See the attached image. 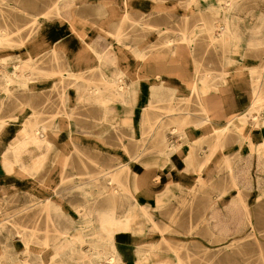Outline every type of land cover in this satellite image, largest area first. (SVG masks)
<instances>
[{
	"label": "crops",
	"instance_id": "crops-1",
	"mask_svg": "<svg viewBox=\"0 0 264 264\" xmlns=\"http://www.w3.org/2000/svg\"><path fill=\"white\" fill-rule=\"evenodd\" d=\"M54 1L26 0L29 5L50 4ZM124 1H78L80 10L74 13L75 22L83 37H91L100 49L105 48L108 40L101 37L99 30L109 34L115 32L125 12ZM175 1L180 0H132V5L138 10L131 13V18L144 19L157 27L161 25L158 29L162 31L170 14L146 9L154 5L162 8L164 3ZM199 9H214L225 14V17L221 16L219 29L215 27V33L221 35L223 29L227 28L235 38L233 42L227 40L220 44L226 46L222 48V69L234 74L220 77L219 83L225 89L220 99L226 101V108L219 110L235 116L232 121L234 133L223 140L222 147L227 149L226 154L234 164L236 187L228 186V174L216 170L210 175L213 183L218 181L221 187L226 185L228 188L221 196H217L214 191L209 193L211 201L208 203L209 209L205 211L202 228L216 239L235 238L238 241L245 238V231L250 227L264 228V111L249 113L255 99L253 85L264 84V75L258 71L264 67V0H197L193 14ZM171 18L176 19L174 15ZM204 30L205 25H194L195 32ZM132 33L127 25V34ZM0 52L13 53L0 54V61L1 58L11 57L0 62V212L8 217L2 219V224L10 221L9 213L19 207L15 201L30 189L35 172L44 160V130L60 127L57 129L61 133L60 141H66L68 131H84L85 124L91 126L83 119L80 123L70 122L66 116L69 106L73 107L72 101L76 99L75 91L66 87L69 81L71 83L68 69H110L113 66L99 59L93 49L75 33L64 31L49 30L30 39L20 49H3ZM17 53L23 56L28 54V58L20 59ZM134 61L131 58L122 67L132 69ZM22 65L27 68L23 67L25 69L22 70ZM254 69L255 73L250 75L249 71ZM239 72L244 73L235 74ZM53 83H63L64 86L52 92ZM59 113L60 118L56 116ZM240 116H245L246 121H241ZM77 125H80L79 128ZM224 125L220 123L217 126L221 128ZM31 133L35 134L31 136ZM211 135V127H191L185 130L186 140L172 135V142L178 148L187 149L194 145L197 138ZM211 141L205 139L204 144L195 145L202 149L199 158L204 156ZM184 159L177 155L169 170L162 168L158 171L161 182L156 185V192L160 191L161 194H151L150 202L154 203L143 205L149 212L162 206L163 214L150 212L155 215V220L148 221L143 218L142 210L133 206L131 211L134 216L127 223V239L124 241L127 244V264H196L197 249L202 252L212 247V240L207 242L204 239L200 241L204 243L203 246L198 245L197 248L196 207L189 209L187 202H181L189 195L197 179ZM213 164L216 168L220 167L217 161ZM13 233H2L0 245L5 241L19 244L18 236L15 237ZM213 243L215 247L218 245ZM3 260L6 259L0 258V264Z\"/></svg>",
	"mask_w": 264,
	"mask_h": 264
},
{
	"label": "bare ground",
	"instance_id": "bare-ground-1",
	"mask_svg": "<svg viewBox=\"0 0 264 264\" xmlns=\"http://www.w3.org/2000/svg\"><path fill=\"white\" fill-rule=\"evenodd\" d=\"M132 0H125V12L122 15L120 20V25H118L117 29L113 34L105 33L100 29L101 37L109 40L108 44H106L105 48H101L96 44L95 40L91 37L87 38V36L83 37V34L80 32L79 28L77 27V23L75 22V18L73 13L79 11L80 9L78 6L71 9L72 0H65L60 3V0L54 1L51 5V9H54L59 13L58 21H66L67 26L70 27V30H64V32H71L75 33L79 36L84 42H86L96 53L97 57L102 60H106L108 63H112L116 68L114 69L112 75L107 73L106 69H102L101 67L98 68H90L86 70L78 69L77 67L76 72L73 69L69 70V75H74V80L72 83L74 84V88L79 93L78 103L83 104V109L98 105L100 110L103 111V120H111L112 118V110L108 109L107 101L115 100L121 104L126 103L130 96V88L128 86L129 81L125 80V76L130 77L131 79L137 78L141 75L144 79L150 82L149 88L146 89L145 93L149 92V99L145 104L147 108H162L167 110H173L176 105L172 103H167L165 105H157L155 104L156 101L154 99L159 98L161 94V90L158 86L157 82L161 81V76L159 74H163L164 66L163 64H147L145 68L142 70L141 74L134 70V67L139 66V64L134 63V67L128 72L124 70L122 67L125 63H127L128 59H133L135 61H139L138 59H146L150 58L155 60L156 58L159 61L164 60H176L179 61L181 58H185L184 55V47L181 45H177L174 48H168L167 51L163 54V59L160 55H156L151 52V55L147 53V51L143 48L144 40L140 38H136L133 36H138L142 33H139L142 29L138 28L136 25L144 24V21L141 19H132L131 13L137 11L138 9L135 8L132 3ZM135 1V0H134ZM142 1V0H136ZM197 0H180L175 1L174 3H164L162 5V9L166 8L169 10L178 11V13L172 12H164L170 14L167 21L164 24L168 25L171 24L173 27H182L181 35L183 40L194 42H201V43H215L218 44L217 49L220 52H223L222 48H225L222 45L224 41L233 42L235 38L230 35L229 29H223L221 35L209 31L207 26L211 23L214 27L219 29V23L221 16L225 17V14H220V12H216L214 9L205 10L199 9L193 14L194 9H191L189 6ZM78 3V2H77ZM105 4V3H104ZM27 7L29 5L27 4ZM135 8V11H130L129 8ZM152 7H159V6H149L148 9H152ZM161 8V7H160ZM71 9V10H70ZM146 9L147 11H149ZM66 11L67 16H63L61 13ZM157 12V11H155ZM49 12H46L43 15L45 21L50 20L48 15ZM174 15L176 19L171 18ZM70 17V18H69ZM131 19L133 20L132 23L127 21V25L129 29L133 31L131 35L127 34L123 26V19ZM224 19V18H223ZM222 19V20H223ZM144 20V19H143ZM225 21V19H224ZM125 23V22H124ZM196 23L205 25V30L201 32L194 31V25ZM33 24V22H32ZM133 24V25H132ZM122 25V26H121ZM207 25V26H206ZM149 27H154V25H149ZM44 29V28H43ZM42 29V31H43ZM164 30V29H163ZM159 31V29H157ZM154 32L153 38H151V43L153 47L155 44L153 43L155 36L160 34V32ZM189 35V36H188ZM133 41L134 49L127 48V39ZM227 38V39H226ZM117 40L119 42L118 45H113L112 41ZM9 41V35L6 32V29H0V43H4ZM114 48V49H113ZM128 49V50H127ZM157 50V48H155ZM155 51V50H154ZM160 52V51H159ZM5 55H13L11 52L3 53ZM19 58L24 59L28 58V54L23 56L22 53H17ZM219 56V65H218V76H227L228 74H234L229 71H223L222 69V56ZM11 59V57H4L1 58L0 62H5ZM156 59V61H158ZM111 64V65H112ZM173 68H178L184 66L185 61L184 59L180 61V63H172ZM171 64V65H172ZM191 66V69L188 68L189 73H201L198 69V65L196 61L191 59V63H186L185 67ZM25 67L24 65L21 66V69ZM142 67V66H141ZM147 67V68H146ZM143 68V67H142ZM78 71V72H77ZM256 69L249 71V74H254ZM258 71L264 75V67L259 68ZM83 73L90 74L87 77ZM244 72H239L235 74H240ZM213 74L212 72L210 73ZM225 74V75H224ZM208 72L202 73V82L199 87H195L197 92L201 93L200 96H196V98L202 99L200 104L204 110L207 109H216V108H226V101H220L221 105H217L215 103H210L207 101L206 92L209 88H211L208 83H211L212 80L208 81V77L211 76ZM85 76L86 78H84ZM94 76V78H92ZM130 79V81H132ZM71 80V79H70ZM70 82V81H69ZM68 82V83H69ZM62 86L63 83H61ZM252 91L255 93V99L252 101L251 108L249 113L252 111H257L261 113L264 111V84H257L253 85ZM213 90L219 89L220 94L224 91L223 85L212 86ZM110 91L108 93L107 91ZM259 92V94H257ZM108 93V94H107ZM191 92H188L187 95L189 96ZM88 105V107H87ZM111 108V107H110ZM216 111L214 115L218 116H232L228 112H220V110ZM71 114V111L69 110ZM81 113V111H80ZM111 116V118H110ZM179 117V116H178ZM231 117V118H232ZM242 117V116H240ZM239 117V119H240ZM245 117V116H243ZM228 118L224 123V127H219L217 125L209 126L205 124L204 120L209 121L212 123L210 119H202L200 122H197L198 129H203L204 127H211L212 135L211 137H199L193 142V146H190L187 149L178 148L175 144L167 145V148H156V149H149L145 148L147 146L146 143L136 142L133 145L136 147L132 151L127 152V157L132 158L133 160L137 161L138 163H147L151 160H159L162 163L170 157L172 154L181 155L189 162V164L193 167V165L197 169H201V175L196 179L194 187L190 189L189 195L182 199L181 202H191L192 199H198L200 194H202V207L200 211V220L203 223L205 220V211L209 209L208 203L211 201L210 192L214 191L217 196H221L228 186L236 187L235 181V174H234V164L228 158L227 154L224 153L221 159H218L219 155L215 153L214 150L204 151V156L202 158H197V155L194 151L195 145H202L205 143V139H210L211 142H208V148H215L218 146L223 145V140L226 139L230 134L234 133V126L232 124V119ZM178 120L181 122H185L184 117H179ZM241 120V119H240ZM242 121V120H241ZM246 121V117H245ZM60 127H51V129H45V141L46 149H45V157L41 165L37 168L35 172L34 179L38 178V184H41V194L40 196L44 199V207L41 209L40 212L45 213V218L48 221L55 222L57 224L53 225V228L50 229L48 225L40 226L37 224L35 226V230L31 231V234H41V236H46L43 240L35 241L32 240L30 234L27 236V239L21 240L23 245L16 248L15 244L12 242L5 241L3 245H0V258L6 259L5 264H127V244H124V241L127 239V223L133 219L132 209L134 208L132 205L129 207L127 206V197L125 194L127 193V184L128 188H130L131 182H127V171L130 170V167L127 165V160L122 159L117 163L112 165H104L99 164L97 175L94 177V181L88 184H78L77 188H75L74 192L78 197H71L69 201L72 205H70L69 209H65L62 206V202L64 197L58 196L56 198H50V195H46L48 186L52 184V177H51V166L53 168H57L61 170V162L63 163L66 157H68L71 148L75 147V140L81 139L85 137V133L80 132H71L68 134L66 141H60L59 129ZM85 131V130H84ZM101 131V130H100ZM35 133H31V136ZM140 133L139 136L135 135L137 140H140L145 137L144 134ZM160 134V132H158ZM170 135V136H169ZM169 139L172 141V134H168ZM103 135L102 133L97 135V139L102 140ZM100 141L97 146L105 147H112L113 144L110 143H101ZM124 147L126 144L123 145ZM153 146H155L153 144ZM214 161H217L220 165L219 168H216L213 164ZM192 163V164H191ZM49 164V165H48ZM49 168H48V166ZM46 166V167H45ZM218 170L219 172L228 174L230 177L229 185H224L221 187L219 182L213 183L210 180V175ZM219 175V174H218ZM130 183V184H129ZM132 186V184H131ZM175 199V197H174ZM199 201V199H198ZM171 203L172 201H168ZM160 203H166L165 201H160ZM134 206L139 205L141 208V214L145 220L153 221L155 220V215H152L145 207H143L139 203H133ZM116 209L115 213H108V209L110 208L113 211ZM162 207V206H161ZM191 209V206H188ZM26 208L20 209L17 213L18 215H27L28 210L26 212ZM50 211V212H49ZM53 212V213H51ZM26 213V214H25ZM8 217L1 218L0 222L7 219ZM3 219V220H2ZM10 220V219H9ZM99 222V224H98ZM109 223V224H108ZM11 222L7 221V223H0V233H8L9 225L11 226ZM52 224V223H51ZM251 228V227H250ZM199 230V233H198ZM17 234L18 238L23 234L26 235L25 231L16 230L14 231ZM11 235V234H10ZM20 235V236H19ZM197 235H204L202 240H212L213 242L218 243L220 245V250H226L230 245L233 244L235 238L232 239H219L215 238L210 235L205 228L201 226V228H197ZM50 237V238H47ZM114 237L115 239H112ZM201 238V237H200ZM215 238V239H214ZM10 240V239H9ZM217 240V241H216ZM37 242V243H36ZM116 243L118 245V249L114 250L111 249V244ZM197 248L198 245L203 246V242L196 240ZM37 244V245H36ZM122 246V247H121ZM48 259H45L47 258ZM251 256L246 255H234L233 252L227 254V256L220 262L222 264H246L245 260L247 258L250 259ZM249 262V261H248Z\"/></svg>",
	"mask_w": 264,
	"mask_h": 264
},
{
	"label": "rangeland",
	"instance_id": "rangeland-1",
	"mask_svg": "<svg viewBox=\"0 0 264 264\" xmlns=\"http://www.w3.org/2000/svg\"><path fill=\"white\" fill-rule=\"evenodd\" d=\"M62 1L65 0H60V3ZM72 1L73 3L71 9L73 10V8L78 6L77 2L80 0ZM27 4L28 3L26 2V0H0V29H6V32L9 35V41L0 43V50L13 48L20 49L30 39L37 37L43 32H48L49 30L64 31L66 30V27L70 30V27L67 26L68 23H66L67 20L65 21L64 19V21L61 22L58 21L59 13L50 8L53 4L33 3L31 5L28 4L29 7H27ZM189 7L191 9H194L195 2H193ZM129 10L135 11L136 9L131 7L129 8ZM148 10L178 13V11L169 10L166 8L162 9L153 7L152 9ZM46 12H49L48 15L50 17V20L47 21H45V19L43 18V15ZM61 14L63 16H67L66 11H63V13ZM73 15L75 14L73 13ZM122 21L123 25L125 26V28L123 29L127 33V21L132 23L133 20L126 18ZM142 21H144V24L136 26L142 29L141 31H139V33L143 32L144 34L133 36V38L136 37L144 40L143 48L149 55H151V52H153L157 56L160 55L163 59V54L167 51L168 48H174L177 45H181L184 47L185 58H181L179 61H177V59L173 61L164 59L162 61H159L158 58H156L158 59V61H156V59L153 60L150 58L141 60L138 59L139 61H134L135 64H139V66L134 67V70L138 71L139 75L141 74L145 66L149 63L159 65L163 64V74H159L161 76V81L157 82L159 85L158 87L162 90L161 94L159 95L160 97L154 99V101H156L155 104L160 106L167 103H172L175 104L176 107L171 111L157 107H145V104L149 99V92H147L146 94L145 91L152 84H150L148 80L141 77V75L134 79L125 76V80L129 81L128 86L130 88V96L127 100V104H121L115 100L107 101L108 109L112 110L111 116L113 119L109 121L103 120V111L100 110L98 105L89 107L87 108V111H85L86 109H83V104L77 102L79 99V92L76 91V88H74V84L72 83V80H74L75 76L68 74V79H71V83H68L66 87L75 91L76 99L75 101H72L74 102V106H69L66 116L68 117V120L70 122L73 121L76 123L78 121L80 123L81 119H83L85 122L91 123V126L85 124V131H77L80 133H85V137L75 140L76 146L71 148L68 157L64 159L65 161L59 164V166L61 165V170L57 169L56 167L53 168V166H51L52 184L45 189L47 190L46 195H50V198H56L58 196L64 197L62 206L66 210L70 208V205H72L69 201V198L78 197L74 192L75 188L78 187L76 185L92 183L94 181V177L98 174L97 170L99 164L114 166L115 163L122 159H125V161L127 160V165L128 167H130V170L127 171V182H131L132 184L131 186V184L129 183L130 188H128L127 184V193L125 194V197H127V206H124L126 207V210L130 205L134 206L133 203H135V205L136 203H139L142 206L144 204L154 203L153 201L150 202L152 197L150 195L152 194L153 196H160L161 194L160 191L156 192V185L161 182V177H159L158 171L162 168L165 170H169L173 166L172 163L173 161H175L177 155L172 154L165 160L164 163L159 160H151L147 163H138L132 158L127 157V152L132 151L136 148L133 144L136 142L146 143L147 146H145V148L149 149L167 148V145L174 144L171 139H169V133L175 135L176 137H181L183 140H186L185 130L191 127H199L196 124L203 118L212 120V123L207 120L204 121L205 124L213 126V124H223L228 118L232 117L214 115V113L216 112L214 110L219 111V108L204 110L200 104L202 99L196 98V96H200L201 94L197 92V89L195 87L200 86L203 80L202 73L204 74L208 72L209 75H211L210 73L212 72L213 74L208 77V81H210V79L212 80L211 83H208L211 88H209L205 94L206 97L210 95V97L207 98V101H209L210 103H215L218 106L221 105L220 101H223L222 99H220L219 89H212V86L221 85L219 83L221 76H218L217 72L219 70L218 59L220 54L223 53L217 49V47H219L217 46L218 44L207 43L206 45H204L199 41H193V43L192 41H190L189 43L188 41L183 40V38L180 39V37H182L180 32L181 30H183V28L180 26L173 27L171 24H164V30L157 31V29L161 27V25L157 27L155 24H153L154 27H149V25H152L151 23H148V21L146 20ZM207 29L214 33L216 32L214 25L211 23L207 26ZM156 31L160 33L162 32V34H158L157 36H155V39L153 41L155 47H153L151 46V38H153V35H151V33H154ZM129 39L130 38L128 37L126 46L129 50L134 49L133 41ZM112 42L115 43L113 44L114 46L119 44L116 39ZM155 48H157V50ZM2 53L3 52H0V54ZM68 59L70 60L72 58L68 57ZM183 59L185 61L184 66L179 67V69L176 67L173 68L174 66L172 63H180V61ZM191 59L196 61L198 69L201 73L188 72V68L191 69V66L189 65L188 67H185V65L186 63H191ZM112 66V68L106 69L108 70V73L110 75H112L114 69L116 68V66H114L113 64ZM123 68L126 72H129L131 70L127 67ZM69 70L70 68L68 69V73ZM73 70H77V68L75 67ZM83 74L87 75L88 73ZM130 79L132 81H130ZM60 88H63L61 83H58L57 85L53 83L51 85L52 92L56 89L59 90ZM107 92L110 93L109 90ZM188 92H191L189 96L187 95ZM69 110L71 111V114L69 113ZM82 110L84 111L83 114L80 113V111ZM56 116L60 118L61 114L59 113ZM178 116L184 117L186 119L185 122H180L178 120ZM54 117L55 116H53L52 118ZM231 119L233 121L235 119V116H233ZM240 119L242 121H245V117L243 116L240 117ZM79 126L80 125H77L78 128ZM68 128H70V125L68 126ZM71 132L72 131H68L67 136ZM158 132H160V134H158ZM100 133H102L103 135L102 140L97 139V135ZM140 133L144 134L145 137L137 140L138 138H136L135 135L139 136ZM100 141H102L101 143L105 142L113 144V146L105 148L101 146L98 147L97 144ZM124 144H126L125 147L123 146ZM153 144L155 146H153ZM201 150L202 149L198 147H194L197 158H199V153ZM209 150H214L215 153L219 155V158H222L224 153H227V149L222 146H218L213 149L209 148L208 150L205 149V152ZM189 162L186 160L185 163L187 166H191ZM190 172L195 173L196 178H198L202 173L201 169H197L194 165L193 167L191 166ZM37 181H39L38 178L33 181L30 189H27L28 191H26L25 194L19 198V200L15 201V203L19 204L17 210L9 213V215H11L9 219L12 224L11 226L9 225L8 230L14 232L18 229H23V231H25L26 233V235H19L20 243L16 245V248L23 245L21 243V240L27 239V236L29 234L30 237L28 236V238H31L35 241L43 240L44 238H46V236H41V234L38 233L33 235L31 234V232L35 230V226L37 224L40 223L39 225L41 227L44 225H48L50 229L53 228V225L57 224L55 222H52L51 220L48 221L44 216L45 213L40 212L45 205L43 204V197L45 196L39 195L41 194V187L43 186L41 184H38ZM199 196V201L194 197L191 202L187 201V204L188 206H191V209L196 207L197 224L195 228V238L196 240L201 241L204 235H197V228L199 229L202 226V222L200 220V211L203 204L202 200L204 198H202V194H200ZM23 208H26V212L27 210L29 211L28 214L18 215L17 212ZM163 208L164 207H156L153 208L154 211L151 210L150 212H152L153 214H163ZM136 209L141 210L139 205H136ZM110 212L115 213L116 209H114L113 207L112 211L109 208L108 213ZM5 216V213L0 212V219ZM32 229L33 231H31ZM0 235H2V233H0ZM13 235H15V237L17 236L15 232L13 233ZM244 236V239L234 241L233 244L230 245V247H228V249L226 250H220V245H217L215 247V243H211L207 240V242H210L212 247L210 249L206 248L202 252L197 249L196 264H222V262L220 261H222L227 256V254L231 252H233L234 255L245 256L246 254L251 256L250 259L247 258L245 260L246 264H264V228L251 227L247 229V231H245ZM111 249L117 250L118 245L113 242L111 244ZM45 259H48V256ZM5 262L6 260H3L2 264H5Z\"/></svg>",
	"mask_w": 264,
	"mask_h": 264
}]
</instances>
